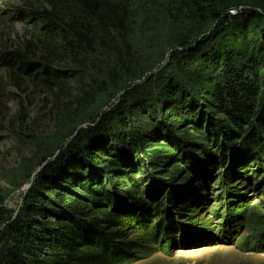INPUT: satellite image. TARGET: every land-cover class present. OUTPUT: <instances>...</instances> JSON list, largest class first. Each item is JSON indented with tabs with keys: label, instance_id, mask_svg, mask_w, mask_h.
<instances>
[{
	"label": "trees",
	"instance_id": "trees-1",
	"mask_svg": "<svg viewBox=\"0 0 264 264\" xmlns=\"http://www.w3.org/2000/svg\"><path fill=\"white\" fill-rule=\"evenodd\" d=\"M140 1L19 0L30 28L16 50L2 49V66L12 75L39 72L25 77L45 88L60 76L93 75L96 89L77 97L80 114L94 112L92 122L58 145L60 154L43 168L20 213L14 216L0 197V264H125L149 235L176 239L182 225L174 210L183 212V221L189 215L181 194L171 198L169 211L154 206L128 167L138 166L156 182L174 175L196 186V176L180 170L197 148L231 163L226 181L233 171L251 172L245 161L264 158V4L145 0L171 21L195 26L175 48L177 70L167 85L148 93L142 88L150 81L133 79L141 72L132 41ZM117 94L118 102H111ZM204 166L199 169L212 167ZM236 211L229 212L232 229L242 224V209ZM131 228L140 242L130 239ZM253 237V248L263 247L262 226Z\"/></svg>",
	"mask_w": 264,
	"mask_h": 264
},
{
	"label": "rangeland",
	"instance_id": "rangeland-1",
	"mask_svg": "<svg viewBox=\"0 0 264 264\" xmlns=\"http://www.w3.org/2000/svg\"><path fill=\"white\" fill-rule=\"evenodd\" d=\"M245 1L253 8L264 4V0ZM23 6L19 0H0V52L2 49L16 50L24 43L30 22L18 11ZM194 30L193 24L173 22L158 7L140 1L132 41L141 57V72L133 79L140 84L150 81L142 91L155 92L158 86L167 85L169 76L177 70L173 66L175 59H172L175 48ZM1 62L0 197L6 198L4 206L17 216L43 168L60 154L58 145L71 142L81 128L92 122L94 112L80 114L83 111L78 108L77 97L81 90L90 89V86L96 89V85L92 83L93 75L81 77L70 71L72 74L68 77L60 76L51 87L45 88L31 77H25V74L39 72L18 70V74L12 75ZM70 68L67 66L66 70ZM196 68L197 65L190 71L195 72ZM182 71L188 70L183 68ZM11 94L15 96L12 98ZM121 94L111 102L117 103ZM99 119L100 116L96 121ZM197 150L185 155L180 170L182 176H196V186L173 178L174 175L168 176L166 182H156L138 166L128 167L137 184L147 193L145 195L151 196L154 206L159 204L164 207L162 210H168L171 198L181 194L188 200L189 215L184 212L188 219L183 221L180 219L183 212L174 210L176 222L182 225L176 239L171 242L168 233L163 232L156 238L149 235L125 264H264V237L263 247L250 249L249 245L257 230L261 226L264 229V158L245 161L246 169L250 168L251 172L242 177L232 170L233 178L226 181L223 175L231 163L224 164L201 148ZM208 164L212 165L209 171L199 169ZM218 170L222 171L220 177ZM162 186H165L163 190ZM224 190L226 195L222 199L220 193ZM240 208L243 219L238 222L242 224L232 229L229 212H238ZM257 223H260L259 228L253 227ZM184 227L190 230L187 237L182 233ZM224 227L228 228L225 232ZM2 228L0 220V231ZM133 231L129 230L130 239L140 242L141 234Z\"/></svg>",
	"mask_w": 264,
	"mask_h": 264
},
{
	"label": "built area",
	"instance_id": "built-area-1",
	"mask_svg": "<svg viewBox=\"0 0 264 264\" xmlns=\"http://www.w3.org/2000/svg\"><path fill=\"white\" fill-rule=\"evenodd\" d=\"M235 12V10H231V13H234Z\"/></svg>",
	"mask_w": 264,
	"mask_h": 264
}]
</instances>
